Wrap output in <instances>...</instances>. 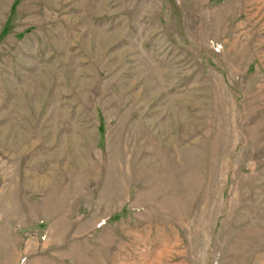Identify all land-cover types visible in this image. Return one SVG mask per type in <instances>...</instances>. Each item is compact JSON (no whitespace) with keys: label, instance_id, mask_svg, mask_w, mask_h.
<instances>
[{"label":"rangeland","instance_id":"obj_1","mask_svg":"<svg viewBox=\"0 0 264 264\" xmlns=\"http://www.w3.org/2000/svg\"><path fill=\"white\" fill-rule=\"evenodd\" d=\"M0 264H264V0H0Z\"/></svg>","mask_w":264,"mask_h":264}]
</instances>
